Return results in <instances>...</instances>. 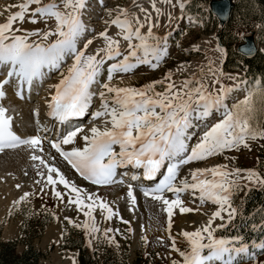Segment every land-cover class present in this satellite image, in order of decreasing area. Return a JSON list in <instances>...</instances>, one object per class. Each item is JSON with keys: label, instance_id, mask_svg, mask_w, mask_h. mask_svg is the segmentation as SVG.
Segmentation results:
<instances>
[{"label": "snow or ice", "instance_id": "obj_1", "mask_svg": "<svg viewBox=\"0 0 264 264\" xmlns=\"http://www.w3.org/2000/svg\"><path fill=\"white\" fill-rule=\"evenodd\" d=\"M162 2L176 7L172 0ZM10 7L19 10L11 12L7 21L0 23V69L4 70L2 74L5 76L0 80V101L6 98V86L14 87L15 95L24 99L25 93H31L35 84L43 83L50 73L57 72L60 76L58 83L49 86L55 91L48 104V114L60 124L68 125V129L56 139L40 135L22 138L14 130V118L9 109L0 103V153L22 146L32 149L31 159L38 162L35 167L40 177L35 183L41 185V193L51 187L52 195L60 203H64L67 196L65 206L75 205L76 210L83 213L86 219L74 226L87 232L89 245L93 240L115 244V233L120 232L119 228H102L98 224L94 215L97 208L105 222L112 221L114 217L124 225L130 222L102 197L78 187L57 166L37 154L44 152L45 139L80 177L94 186L123 184L127 172L120 173L117 179L118 169L129 167L140 170V174L131 176L132 180H140L141 174L149 181H156L159 176L158 182L142 187L141 191L145 197L162 205V211L167 214L166 230L171 249L182 257V264H247L264 254V223L253 225L251 229L261 234L259 239L249 241L242 234L216 235L219 229H226L241 214L233 206L232 197L242 190V171L246 172L245 178L249 182L264 187V177L260 173L239 168L230 170L228 165H220L195 169L191 172V180L187 177L178 179L183 166L205 161L223 154L225 150L248 147V141L264 139V125L258 120V116L264 114V84L259 89L246 88L244 98L234 100L231 105L227 100L234 91L241 90L244 81L233 87L221 85L217 92H211L195 78L186 79L177 86L173 73L168 72L162 80L139 88L115 86L112 81L116 74L132 73L141 65L155 70L169 55L171 33L156 35L154 28L157 25L153 24L150 12L141 7L140 10L145 12L141 21L138 16L130 17L128 10L120 9L111 21H104L120 30L123 40L127 41V54L121 52L120 41L109 35L107 29L99 33L105 46L96 49L94 54H88L95 38L86 35L90 33L84 19L89 0H49L47 3L44 0H22ZM152 7L158 16L162 15L155 0ZM179 7L184 8L185 4L181 2ZM108 15L113 16L111 9ZM168 20H172L171 13ZM49 21L54 27H48ZM25 23H42L45 27L28 30L23 27ZM146 25L145 33L142 30ZM69 60L72 63L67 65ZM105 73L106 79L102 82ZM216 83L221 82L217 79ZM97 96L100 108L92 113V118H105V127H91L90 135L81 137L85 142L82 148L65 150L62 146L74 145L78 135L84 132V128H73L70 122L88 114ZM213 113L219 114L218 122L209 121ZM35 115L38 122L39 112ZM109 124L111 127L107 126ZM196 128H203L202 135L190 145L196 136L190 130ZM57 185H62L66 191L58 190ZM16 187L19 189L21 186L17 184ZM127 188V197L132 205L130 210H134L137 205L135 190L131 184ZM168 193L172 195L171 199L166 195ZM185 193L197 198L201 205L211 202L218 209L205 225L195 231L178 234L187 242V248L181 250L177 247V236L172 235L171 230L175 209H179L180 214L194 211L185 206L182 199ZM34 195L25 192L19 202L25 203ZM222 213H227L226 221ZM65 219L73 223L70 218ZM217 219L223 223L214 228L213 223ZM127 230L132 229L129 227ZM144 242H148L146 236ZM171 264H181V261L173 259Z\"/></svg>", "mask_w": 264, "mask_h": 264}, {"label": "rangeland", "instance_id": "obj_2", "mask_svg": "<svg viewBox=\"0 0 264 264\" xmlns=\"http://www.w3.org/2000/svg\"><path fill=\"white\" fill-rule=\"evenodd\" d=\"M21 2L22 0H0V23L6 22L11 12L19 10L17 7L10 6L18 5ZM44 2L47 3L49 0H44ZM155 2L156 7L161 9L162 15L158 16L156 14L155 9L152 7L153 0H89L88 13L84 19L90 29L87 37L95 38L93 44L89 46L88 54H94L96 49L105 46L103 38L99 37V33L105 29L108 30L109 35L120 41L121 52L127 54V41L123 40L120 35V30L115 25L109 26L104 23L105 20L111 21L119 13L120 9L128 10L130 17L138 16L143 21L145 12L140 10L143 7L147 12L151 13L152 22L157 25L154 28L156 35L167 36L171 33L168 40L169 55L157 69L153 70L149 66L141 65L132 73H118L112 81L113 85L139 88L155 80H162L168 72L173 73V81L177 86H180L186 79L195 78L206 85L211 92H217L221 85L233 87L239 81H244L242 79L243 72L226 71L223 69L222 64L216 67L212 64L215 61L207 53L212 46L221 48L218 45L217 39L219 29L218 20L211 12L210 0H203L201 2L200 13H183L180 16L177 15L178 5L176 7H169L162 0H155ZM109 9L113 11V16L111 17L108 15ZM169 13L172 15L171 22L168 20ZM16 26L14 25V27ZM23 27L32 30L35 28L43 29L45 25L42 23L36 25L25 23ZM48 27H54L52 21L48 22ZM142 31L146 33L147 25ZM248 31L246 27L238 29V33L241 36ZM257 41L259 46L264 49V41L260 33H258ZM197 45L205 46L206 51L197 50ZM221 49L225 54V48L222 47ZM71 63V60L67 61V65ZM108 63L110 64L112 61ZM209 68H211V71H209ZM213 72L216 73L215 76ZM2 73L0 72V77L3 75ZM57 77L60 78L58 73L51 74V77L46 79L42 83V86H38L33 90L35 91L33 95H31L32 92L27 95L28 101L25 99L23 104H20L13 110V116L19 121L17 122V129L14 128L16 131L18 130L22 135L28 134L29 128L32 127L30 122L36 118V108L40 109V92L44 88H49V86L46 87L47 82H53V80L58 79ZM101 79L102 82L106 79V73ZM217 79L220 80V84L216 83ZM0 80H2V77ZM246 88L245 83L241 85L244 93L238 99L244 98ZM157 90H160L159 86H157ZM12 93L13 91L11 90L6 91V94L10 95ZM233 102L234 100H230L228 104L231 105ZM25 104H29L30 107H27ZM99 108L100 100L97 96L93 105V112L99 110ZM104 119L99 118L94 122L95 124L93 126L97 127L100 123L105 124ZM219 119L220 117L217 113H213V116L209 117L210 122H218ZM86 123L83 125V128L86 126V130L90 129L91 124ZM107 126L111 127L110 124ZM190 131L196 133V136L190 142L191 145L195 144L197 138L202 135L203 128L191 129ZM248 145V147L241 146L238 150H225L223 154L209 157L205 161H196L183 166L178 179L187 177L191 180V173L187 171L190 168H208L220 165H228L230 170L237 168L241 170H256L261 175L259 163L264 161V139L257 138L256 140L248 141ZM49 146L51 147L50 144ZM83 146L84 143L80 145L75 144V147L82 148ZM43 147L44 152H38L37 154L46 159V147ZM29 150L27 154L32 155V149ZM1 155L0 240L16 239L18 241V252H22L32 243L36 249L43 252L39 264H79L80 252L78 248L73 245H68L65 240L66 235L73 234L77 243L82 244L88 249L94 260V264H171L173 259L180 260L182 264V257L171 249V241L168 238V232L166 230L167 214L162 211V205L158 201L143 195L141 186L131 183L137 197V205L134 210H130L132 209V205L130 199L127 197L128 188H121L120 185L122 184L107 186L96 185L97 187L93 188V190H96L95 193L97 195L107 201L114 211L118 210L120 215L128 220L130 224L124 225L115 217L112 221L105 222L103 220V214L97 208L94 215L96 216L98 224L102 228L112 227L114 230L119 228L120 232L115 233V244L93 240V243L89 245L87 232L82 228H76L74 226L76 223L82 224L86 219L83 213L77 211L75 205L70 208L65 206L67 196H65V202L60 203L52 195L51 187L45 189L46 194L41 193V185L35 183L36 180L40 179L35 167L38 162L33 161L31 156H26L27 158L24 159L19 153L15 152L2 153ZM242 173L246 175V172L242 171ZM159 179L160 177H157V181L154 183L158 182ZM17 184L21 186L19 189L16 187ZM153 184L148 185L147 182L145 186L150 187ZM240 184L242 185V190L238 192L243 191L244 193L248 186H258L257 184L249 182L246 178L240 180ZM56 187L62 192L66 191L62 185H57ZM122 191L125 194L123 195L122 193L121 198L118 195ZM25 192L35 193V195L30 196L27 202L20 203V197ZM167 196L170 199L172 198L170 193ZM182 199L185 201V206L193 208L194 211L180 214L179 209H175L171 231L172 235L177 236V247L185 250L187 248V242L178 234L182 231H195L204 225V222L210 219L212 214L218 209V206L211 202L201 205L198 199L191 198L190 193L182 194ZM196 209L200 210L197 211ZM65 217L70 218L73 223L70 224ZM224 217L226 221L227 215ZM221 223L223 221L217 219L214 221L215 225L213 227L215 228ZM129 227H131V231L127 230ZM145 236L147 237V244L144 242ZM247 264H264V254L258 255L256 261H249Z\"/></svg>", "mask_w": 264, "mask_h": 264}, {"label": "trees", "instance_id": "obj_3", "mask_svg": "<svg viewBox=\"0 0 264 264\" xmlns=\"http://www.w3.org/2000/svg\"><path fill=\"white\" fill-rule=\"evenodd\" d=\"M203 0H190L185 8V13H200ZM234 8L226 25L218 30V36L225 46L227 57L224 62L226 71H245L242 79L246 86L259 89L264 84V51L259 50L256 55L247 58L236 50L242 37L238 29L246 27L251 29L260 24L259 33L264 41V0H234ZM263 125L264 114L258 116ZM261 175L264 177V161L259 163ZM244 192H236L232 202L241 213L226 229H219L217 236L242 234L249 241L261 238V234L251 231L253 225L264 223V187H250ZM1 231V228H0ZM66 243L79 249L80 264H94L88 249L77 243L74 235L65 236ZM18 241L16 239L0 240V264H39L43 252L36 249L32 243L22 252L17 251ZM262 255V254H260Z\"/></svg>", "mask_w": 264, "mask_h": 264}, {"label": "bare ground", "instance_id": "obj_4", "mask_svg": "<svg viewBox=\"0 0 264 264\" xmlns=\"http://www.w3.org/2000/svg\"><path fill=\"white\" fill-rule=\"evenodd\" d=\"M181 2H183L184 4L187 2V0H172V3L173 4H175V5H180V3ZM168 6L169 7H172V5H170V4H168ZM181 8L179 7L178 8V12H177V15L178 16H180L181 15ZM87 35V34H86ZM222 48V47H221ZM221 48H218V47H215V46H212V48L211 49H209L208 50V54H209V56H210V58L212 59V60H214L215 62L214 63H212V64H214L216 67H218V66H221V64L223 63V60H224V57H225V54H224V51L221 49ZM197 50H205L206 51V47L205 46H199V45H197ZM54 75V74H53ZM2 77V79H4L5 78V76L4 75H2L1 76ZM0 77V78H1ZM50 77H51V74H50ZM50 77H48V78H46V79H49ZM58 78V77H57ZM46 79L44 80V82L46 81ZM59 79L60 78H58L57 80H53V82L51 83L50 81H48L47 82V84H46V87H48V86H50V85H52V84H55V83H58V81H59ZM51 83V84H50ZM43 84L42 83H40V85H39V83H37V84H35L34 85V87H33V90L34 89H36L38 86H42ZM6 88H7V90H11V91H13V93L12 94H6V98L3 100V101H0V103H2L3 104V106L4 107H6V108H8L9 109V114L10 115H12L13 116V114H12V112H13V110L16 108V107H18L20 104H23V101L26 99L27 100V97L25 96V98L24 99H20V97L19 96H17V95H15V88L14 87H8V86H6ZM32 90V93H31V95H33L34 93H35V91H33ZM54 89H52V88H44L41 92H40V96H41V100H40V109H37L36 108V110L39 112V117H38V122H37V117L35 118V120L33 121V120H31V126L32 127H30L29 128V131L27 132L28 134H25V135H22L21 134V132H19L18 130L16 131L15 129V131L17 132V134H19V135H21V137L22 138H27L28 136H31V135H40V136H42V137H47L48 139H56L58 136H60V134L61 133H63V132H65L67 129H68V125H62L61 124V128H60V130H59V132H55V127H54V123H53V120H50L51 118H44L45 117V115L43 114V112H44V110H47V109H49V107H48V104H49V102H50V100H51V95H53L54 94ZM244 93V90H239V91H234L233 93H232V97L230 98V99H228L227 100V103H228V101H230V100H235V99H238V97H240L242 94ZM29 95V94H28ZM95 100H96V97H94V103H95ZM28 101V100H27ZM94 103H93V105H94ZM26 105V104H25ZM24 105V106H25ZM23 106V107H24ZM27 107H30V105L29 104H27L26 105ZM26 107V108H27ZM33 108V107H32ZM31 108V109H32ZM35 108V107H34ZM93 106H92V108H90L89 109V113H88V116L90 115V114H92L93 112ZM31 112V111H30ZM27 113V112H26ZM25 113V114H26ZM28 115V114H27ZM26 115V116H27ZM30 116H31V114H29ZM42 115V116H41ZM88 116H84V117H80V118H74L70 123H71V126L74 128V127H76V126H80V127H82L83 128V125L87 122V117ZM213 116V115H212ZM13 118H14V128H16V126L18 125V123L17 122H19V121H17V119L13 116ZM30 119H31V117H30ZM30 119H29V121H30ZM98 119H93L92 118V120L89 122L90 124H91V127L95 124L94 122L95 121H97ZM26 121V120H25ZM76 121V122H75ZM75 122V123H74ZM88 123V124H89ZM96 124H98V123H96ZM56 126H57V124H56ZM86 127V126H85ZM84 127V132L83 133H80L79 135H78V137L76 138V143L75 144H83V143H85L83 140H82V136L83 135H90V131H89V129H87L86 130V128ZM96 127V126H95ZM97 127H99V128H101V129H103L104 127H105V124H102V123H100V124H98L97 125ZM17 129V128H16ZM44 129H47V131H44ZM50 131H51V133H50ZM54 133V134H53ZM48 139H45V141H44V143H43V146H45L46 147V151H45V157H46V159L49 161V163L50 164H52V165H55V166H57L60 170H61V172H63L64 174H65V176H66V178H68L70 181H74L76 184H77V186L78 187H81V188H83V189H86L87 191H89V192H96V190L94 189L93 190V188H96L97 186L95 185H91L90 184V182H88V181H85L82 177H80V175L75 171V169H73L72 167H71V165H69L68 163H67V161H65L58 153H56V151H55V149H53V148H51L50 146H49V144H48ZM75 144L74 145H65V146H62L65 150H71V148L72 147H75ZM30 148H28V147H26V146H22L21 148H19V149H14V150H12V149H10V150H5V152H3V153H10V152H15V153H19V155L21 156V157H23L24 159H26L27 157L26 156H31V155H28L27 154V152L28 151H30L29 150ZM117 151H119V149H118V147H117ZM2 153H0V155H1ZM24 155V156H23ZM2 156V155H1ZM4 156V155H3ZM2 156V157H3ZM5 157V156H4ZM17 157V156H16ZM22 159V158H21ZM20 159V160H21ZM17 160V159H16ZM23 160V159H22ZM24 161V160H23ZM208 168H212V167H208ZM200 169H204V167L203 168H200ZM195 170V168H190L189 170H187V171H189V173H191L192 171H194ZM191 171V172H190ZM118 172H119V169H118ZM188 174V173H187ZM191 175V174H190ZM245 173L243 174V173H241V180H244L245 179ZM117 177H119L120 178V176H117ZM191 177V176H190ZM118 178V179H119ZM182 178H184V177H182ZM182 178H180V179H182ZM157 181V180H156ZM148 182V185H150V184H153L155 181H149V180H145L144 182H143V184H140V185H138V186H141V187H148V186H145L146 185V183ZM134 183H138V182H136V181H134ZM128 184H131L130 182H127V181H124V183L122 184V185H120V187L121 188H123V189H126L127 188V186H128ZM89 188H91V190H89ZM122 190V189H121ZM121 194H119L118 196L119 197H121L122 198V193H123V195L125 194L123 191L122 192H120ZM169 194V193H168ZM167 194V195H168ZM198 195V194H197ZM125 197V196H124ZM191 198H194V197H192L191 196ZM195 199V198H194ZM197 199V198H196ZM118 203V202H117ZM121 203V202H120ZM118 205V204H117ZM200 209H198V211H199ZM222 215H227V213H225V214H222ZM207 221L208 220H206L205 222H204V225L207 223ZM215 224L213 223V226H214ZM200 226V225H199ZM203 226V225H202ZM201 227V226H200ZM76 261H77V259H76Z\"/></svg>", "mask_w": 264, "mask_h": 264}, {"label": "water", "instance_id": "obj_5", "mask_svg": "<svg viewBox=\"0 0 264 264\" xmlns=\"http://www.w3.org/2000/svg\"><path fill=\"white\" fill-rule=\"evenodd\" d=\"M234 5L235 3L233 0H210L211 12L216 15L219 21V26H224L229 21ZM259 27L260 24H256L242 36L243 41L237 45L238 53L247 58H251L256 55L258 50H261L256 40ZM217 38L218 45L223 47V43L218 36Z\"/></svg>", "mask_w": 264, "mask_h": 264}]
</instances>
